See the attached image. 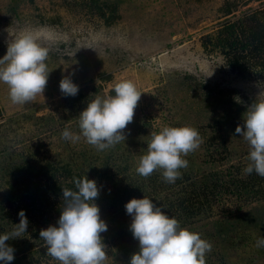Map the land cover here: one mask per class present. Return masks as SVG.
Here are the masks:
<instances>
[{"label":"rangeland","instance_id":"rangeland-1","mask_svg":"<svg viewBox=\"0 0 264 264\" xmlns=\"http://www.w3.org/2000/svg\"><path fill=\"white\" fill-rule=\"evenodd\" d=\"M88 2L0 0V58L8 42L31 30L49 49L46 63L52 70L43 96L25 105L13 104L7 85L0 83V169L10 168L6 161L13 160L23 166L16 173L21 178L27 169L52 161L96 180L100 193L95 203L104 207L100 216L108 225L101 233L108 247L106 264H122L125 252L113 245L111 229L114 223L130 225L124 206L132 196L120 205L113 194L132 187L138 177L144 179L135 169L151 132L163 126H191L202 143L184 157L189 164L180 170L183 180L169 184L159 175L170 200L191 189L209 193L205 200L199 196L203 209L189 220H178L180 226L211 242V264H264V247L256 246L264 238V177L244 173L249 145L235 133L247 107L264 99V74L257 59L248 56L241 61L247 70H231L216 44L221 26L257 14L264 0ZM110 14L113 20L105 22L103 17ZM70 74L79 95L65 97L59 82ZM121 80H131L142 92L133 121L124 130L125 141L97 151L83 137L76 143L61 138L65 128L79 134V113L97 95H112L113 85ZM2 176L0 172V205L5 206L0 228L9 233L19 215L7 207L10 192ZM10 202L19 212L27 203ZM25 215L28 228L14 242L26 236V243L33 245L17 264H59L47 255L39 236L41 229L56 224V215L50 212L49 222H42L36 210Z\"/></svg>","mask_w":264,"mask_h":264},{"label":"clouds","instance_id":"clouds-1","mask_svg":"<svg viewBox=\"0 0 264 264\" xmlns=\"http://www.w3.org/2000/svg\"><path fill=\"white\" fill-rule=\"evenodd\" d=\"M38 36L25 30L10 43L6 54L0 58V83L8 87L13 104L25 105L42 95L46 89L49 70L46 61L49 49L41 46ZM54 70V69H53ZM59 89L63 96H76L79 86L70 75L62 76ZM115 95H97L78 115L79 134L65 128L61 138L73 143L81 137L85 142L103 151L126 140L124 130L133 121L135 109L141 98L131 80H121L113 85ZM239 134L249 145V163L245 174L264 177V99L253 102L243 114V124L237 125ZM146 153L140 156L136 173L150 177L161 173L164 182L173 184L182 177L181 169L188 167L185 159L202 143L199 132L191 126H163L150 133ZM75 190L62 188L63 207L55 225L41 229L39 236L47 255L59 264H106L107 245L101 233L108 230L101 219L100 208L95 203L100 188L97 181L73 178ZM131 217L129 230L139 242V251L131 255L129 264H206L212 251L211 242L201 235L180 226L175 217H169L153 200L132 198L125 204ZM19 223L9 233L0 234V261L10 264L15 249L5 242L21 238L28 228L25 211L19 213ZM257 247H264L259 238Z\"/></svg>","mask_w":264,"mask_h":264},{"label":"trees","instance_id":"trees-1","mask_svg":"<svg viewBox=\"0 0 264 264\" xmlns=\"http://www.w3.org/2000/svg\"><path fill=\"white\" fill-rule=\"evenodd\" d=\"M89 3L91 4L92 0H89L88 4ZM90 4L89 6H91ZM96 11L99 13V16L103 15L100 8H97ZM225 12L227 14L229 10L226 9ZM257 12V14L253 12L247 15V18L238 19L221 26L216 33V44L224 55L229 68L239 73H241V70L248 69L247 65L245 66L241 62L243 58L248 56L257 59V68H259L264 74V8ZM103 18L104 21L108 23L113 20L111 14L110 17ZM110 92L112 95L115 94L113 89H111ZM6 162H10V168L3 166V170H1V168L0 172L3 175V182L5 180L10 192H8L9 194L7 193V207H10L11 209L13 208L14 212L18 214L19 207H14L13 203L10 201L13 199L18 202L26 201L27 203L22 206L21 210H28H25V214L34 210L40 212L41 215L38 216H41L42 222L50 221V212L59 218L61 207H63L62 188L75 190L73 178L83 177L82 171L71 172L70 169H68L69 167L67 168L65 164L63 166H57L54 165L52 161H49L43 163L38 169H35L34 167L27 169V172L19 178L21 175L18 176L16 173L18 170H21L23 166L18 164L14 165L13 160H7ZM159 175H161L159 171L154 172L150 177L146 178L147 181L145 183L143 181L145 177H143L144 179H140L141 177L136 178L132 187L122 190L120 193H114L113 201H121L120 203H117L121 205L124 199H130L131 196V199L135 197L144 198V196H146L152 199L154 204L160 206L166 215L169 217H174L175 215L177 220L181 219L182 222L194 217L201 209H203L204 201L198 199L199 196H201L203 200L207 198L209 193L205 194V192H207L205 189L200 193L191 189L186 191V196L176 197L170 200V194L166 193L168 192V186L165 185L164 187L161 185L162 182L160 181L161 177ZM66 179H68V182H65ZM180 180H183L182 177ZM132 189L133 192L129 191ZM182 191L176 196H179ZM210 193L211 195L213 194V192ZM156 199L158 201L154 202ZM37 201L39 203H37ZM109 206H113V203L110 202ZM100 208L101 213L103 211L102 208L104 207ZM4 209L5 206L1 204L0 210L4 211ZM0 217H3V215L1 214ZM1 230L2 229L0 228V234H4V231L2 230L3 232H1ZM111 230V237L114 242L113 245L120 250L123 249V251L121 250L123 253L125 252L122 256L123 260L129 264L131 255L139 251V242L133 238V235L129 230V225L124 228L120 223H114ZM14 241V239H11L5 242L7 245L15 249V258L10 264H17L22 258L21 255L23 252H30L31 250H29V248L33 245V242L31 245L26 243V236L25 241L19 240L17 243ZM125 262L122 264H125ZM0 264H4V262L0 261ZM206 264H211V260L208 259V256L206 258Z\"/></svg>","mask_w":264,"mask_h":264}]
</instances>
